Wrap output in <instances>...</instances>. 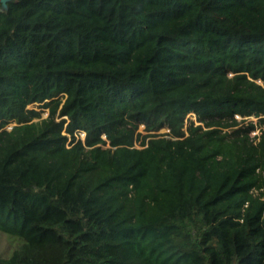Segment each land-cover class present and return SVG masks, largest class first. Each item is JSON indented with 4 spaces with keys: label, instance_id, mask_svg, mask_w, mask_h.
<instances>
[{
    "label": "trees",
    "instance_id": "obj_1",
    "mask_svg": "<svg viewBox=\"0 0 264 264\" xmlns=\"http://www.w3.org/2000/svg\"><path fill=\"white\" fill-rule=\"evenodd\" d=\"M1 9L0 264H264V0Z\"/></svg>",
    "mask_w": 264,
    "mask_h": 264
},
{
    "label": "rangeland",
    "instance_id": "obj_2",
    "mask_svg": "<svg viewBox=\"0 0 264 264\" xmlns=\"http://www.w3.org/2000/svg\"><path fill=\"white\" fill-rule=\"evenodd\" d=\"M39 105L40 104H32V105H29L27 107V109H29V110H36V111L41 112V117L42 118L48 117L49 110L42 109V108H40ZM190 118H193L194 121H195V124H198L196 122L195 115L190 114V115L187 116L185 130H186L187 126L189 125V119ZM61 119L62 118H58L57 121H60ZM238 120H241V118L238 117ZM249 121H253L255 124L258 123L257 119H255L253 117L252 118H249ZM12 126H14V124H11V125L7 126L6 129L7 130H10L12 128ZM260 130H261V126H259L257 124V129L254 132H251L250 133V137L260 136L261 135ZM138 132H140L142 134H145V132H144V126H140ZM167 132H169V130L166 129V128H164V129L160 130L158 133L159 134H165ZM85 135L86 134L84 132H82V131L76 133V137L78 139L82 140V142L85 141ZM70 139L71 138L69 137V141H70ZM256 142H258V139H256ZM135 146L136 147H139V143H136ZM22 245H23V241L20 240L19 238L14 237V236H11L9 234H6V233L0 231V257H2V258H9L13 254V252L16 249H18L20 246H22Z\"/></svg>",
    "mask_w": 264,
    "mask_h": 264
},
{
    "label": "water",
    "instance_id": "obj_3",
    "mask_svg": "<svg viewBox=\"0 0 264 264\" xmlns=\"http://www.w3.org/2000/svg\"><path fill=\"white\" fill-rule=\"evenodd\" d=\"M13 0H1V4H2V11H6L8 9V3L11 2Z\"/></svg>",
    "mask_w": 264,
    "mask_h": 264
}]
</instances>
